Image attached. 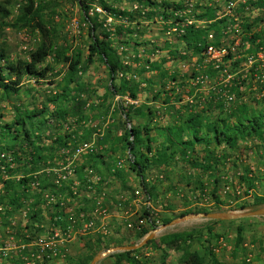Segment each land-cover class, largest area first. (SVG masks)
Instances as JSON below:
<instances>
[{"label": "trees", "instance_id": "1", "mask_svg": "<svg viewBox=\"0 0 264 264\" xmlns=\"http://www.w3.org/2000/svg\"><path fill=\"white\" fill-rule=\"evenodd\" d=\"M137 1L140 3L148 2V0ZM8 2V0H4L3 2L0 1V20L10 12L7 6ZM149 2L152 3L151 0H149ZM153 2L155 3V1ZM100 3L105 10L113 15V17L123 18L126 21L138 20L140 16L148 17L156 13V11L152 10L140 14L135 10H123L113 7L103 0H100ZM79 4L88 23L87 35L90 36L86 44L87 56L85 57V63L91 62L93 56H97L108 72V79L112 90L120 94L127 93L132 97L136 96V82L121 78V82L115 85L113 79L116 78L115 71L118 68H129V64H122L119 53L122 54L124 51L121 50V52H118V47L120 45L134 47L135 45L144 43V41H136L135 38L123 34L119 27L115 28V31L113 30L112 33L106 31L102 27L103 16L99 14L100 17L97 18L96 16H98V14L94 13L93 17L90 18V15L86 13L89 4L84 0H79ZM165 5L172 6L173 4L170 5L165 3ZM40 9L41 4H37L34 0H23L19 9V17L26 21L33 20V26L39 33L37 43L27 52L25 57L9 58L6 50L0 45V96L7 97L8 94L17 96L23 76L32 78L34 81L44 79L52 69L51 64L45 62V58L50 56L53 61L60 60L67 62L66 71L62 76L64 81L61 87L62 92L60 91L45 97L47 102L59 101L58 104H60V101L66 95L65 90L67 89L68 82L75 81L77 70L81 67V53L79 50H76L70 54H65L64 47L55 45L54 30L51 27L49 28L42 20ZM148 66L149 64L147 67ZM157 79L160 80V77ZM158 80H152L151 78L148 82L157 83ZM77 84L80 89L83 88L84 84L79 82H77ZM154 95L155 94H153V97ZM109 104L110 103H108V105ZM95 105L93 109H96L98 113L105 112L101 107H98V109L95 108ZM13 108L14 113L9 120L0 121V137L7 136L8 139L13 140L12 143L0 142V148L10 151L17 166L20 167L12 168L9 171L15 173L16 169L24 172H26V170L28 171V169H37L39 166H42V163H45V150L49 148L51 154L59 153V147L67 141L68 134L63 133L62 136H57L48 146H40L35 143V139L38 140L40 135H34L33 131L36 128L45 126L46 117L39 119L38 122L32 124L31 127L25 126L24 118L49 112L50 115L59 119L62 114H66L67 112L59 108L47 111L45 105H41L36 109H27L15 104ZM223 108L221 103L214 102L207 103L196 111L173 109V111L170 112L173 116H171L168 122L165 124H153L148 126L146 123L132 122V117H143L142 111L146 114L149 113L150 109L148 107H144L142 110L141 107L135 108L133 106L125 107L120 105L116 110L111 112L114 121H112L109 128L97 138V143L100 145L108 144V146H102L91 153H87L80 164V169L88 165L98 168L96 162H99L103 164L104 167L102 173L108 176L110 175L111 177L117 176L118 178H123L126 173L124 171L126 170L136 177V184L134 185L146 190L152 200H154L158 192L155 189V184L147 183L145 180V176L149 172L152 170L153 172L159 171L161 167L164 168V166H169L171 163L179 169L189 166L194 169L195 173L191 176H187L180 171L177 180L179 186L185 187L190 193H203L213 201L222 203L223 200L217 196V190L221 182L227 185V182L233 181V179H228V175L224 173L225 169L229 166L233 171L231 178H236L235 180L238 185L243 188L242 194L245 195L242 197L238 194L240 193L239 190H235L236 192L233 193V198L236 200L235 208L242 209L264 204V192L258 193L256 191L255 178L247 173L250 170L243 167V172L238 171L241 160L239 157L240 140L254 141L255 144L252 146L250 145V147H255L257 150L261 148L264 151V99L261 103L253 100L251 106H247L245 102H242L236 108ZM120 113H122L123 116ZM79 118L82 117L80 116ZM116 118L118 122L121 121L124 123L126 120H130L132 123L129 124L128 127L124 126L121 128L119 124H116ZM80 125L79 121H77L73 128L77 137L84 136L81 133L79 134V132H81L79 131L80 128L90 130L89 127ZM150 129H153L154 133L149 134ZM112 130H114V133ZM124 148L128 149L130 156L125 160L123 166L116 167L113 172H110L109 167L114 161L115 156L124 155ZM106 157L108 159L109 157L111 158L106 161ZM179 162L181 164L177 165ZM24 165L28 166V169H26ZM208 173L210 174L209 181H203L200 175ZM35 177L39 179V186L41 188L45 187L47 184L50 185V181L47 183L44 182L43 178L45 179V177L42 178L40 175H36ZM28 178L29 177L22 174L18 179H4L0 197L5 196L9 202L19 205L20 198L24 196L23 193L26 192L28 188ZM46 178L49 180L48 176ZM4 181L6 184H4ZM120 182L121 187L124 189H130L133 186L132 183L126 181ZM62 188L63 187H60V189ZM168 188L171 190L172 194H177L180 191L174 184L168 185ZM248 196L249 199L247 198ZM188 201L186 196H181V203L183 205H187ZM81 203L87 204L89 200L83 198ZM51 205L56 208L53 213L54 220H56L58 214H63V209L59 208L57 203H52ZM166 207L172 209V204L170 203ZM209 210L211 209L204 207H188L173 212L171 217H165L162 221L166 222L175 216L190 211ZM230 220L233 219H209L210 222ZM151 227L152 226L147 224L132 227V238H140ZM241 232L242 226L237 224L235 226L236 244L241 239ZM190 237L191 231L189 230L175 231L163 233L157 239L150 238L145 244L151 243L156 247L165 245L171 248H181L185 256V264H200L201 259L196 253L185 250L186 246L184 243L186 239ZM79 238L82 243L81 247L83 252L77 258L75 264H88L91 257L101 247L105 246L106 240H104V234L100 232L86 233L80 235ZM127 240L128 239H126L123 234H117V236L112 235L108 238V242L112 244H125ZM136 250L137 248L124 249L111 253L110 255L113 256L112 264H117L121 259L124 260L125 264H142L133 254ZM64 259L65 261L68 260L67 263L69 262L68 257ZM69 263L72 264V262ZM211 263L219 264V262L213 258V255L211 257ZM34 264H51V262L43 259ZM239 264H247V262L241 259Z\"/></svg>", "mask_w": 264, "mask_h": 264}, {"label": "built area", "instance_id": "2", "mask_svg": "<svg viewBox=\"0 0 264 264\" xmlns=\"http://www.w3.org/2000/svg\"><path fill=\"white\" fill-rule=\"evenodd\" d=\"M239 1L245 2V8H243L245 12L232 14L233 8ZM170 2L173 0H161L156 2L157 6L153 3L155 6L151 9L163 14H159L156 18L148 16L144 21L157 23L162 36L168 42L181 38L188 29L200 28L203 30V35L201 34L194 41L189 51V59L186 51L176 49L177 67L186 70L187 78L185 81L183 79L180 85L176 83V80L168 81L161 95H168L175 106L187 105L188 111H196L205 104L214 102L229 108L234 94L244 86L249 77L254 88L264 82V22H254V18L257 17L255 12L259 11L257 0H215L216 16L226 18L223 28L218 31V34L223 36L222 39H216L215 32L207 27L209 20L197 16L199 12L195 0H178L177 5H165V3L171 5ZM145 5L141 12L149 9ZM140 6L141 4L137 2L132 4V8ZM86 13L88 15L97 13L103 16L102 27L110 33L113 32L111 24L114 21L131 22L113 17L98 2H92ZM257 25L258 30L255 31ZM126 49L127 47L120 45L118 52L124 51L119 55L120 60L122 64H129V68H118L115 76L130 81L136 80L138 71L130 66V57L125 53ZM159 49L161 47L154 48L155 51ZM193 53L196 55L192 56ZM182 54L188 57L184 59L181 57ZM140 65L147 67L148 64L144 62ZM77 72L80 73V68ZM70 99L83 112L93 109L97 103L96 99L93 101L84 90L72 94ZM138 102L139 99L136 96L113 92L109 109L120 105L134 106ZM94 113L96 115L93 118H79L77 115H72L58 120L57 124L51 119L47 121L49 125H59L63 132L68 134V138L59 147L60 157L54 162L48 163V161L40 169L49 177L50 185L47 188H41L39 179L33 175L27 182L26 190L34 191L41 203L45 205L57 203L59 208L63 209V214L56 216L55 222L50 224V229L44 234L20 238L17 242H13L14 238L2 241L0 257L6 258L10 250L15 249L20 263L23 264L54 259L66 252L68 244L75 235L109 233L111 218H118L123 228L127 229L142 224L152 227L157 225L156 208L146 190L133 184L130 189L120 188L114 192L111 176L102 173L100 168L88 165L80 169L85 155L101 148L97 138L114 121L109 111L98 113L94 110ZM155 113L161 116L162 109L155 106ZM77 121L89 127L90 132L77 137L73 131ZM124 125L128 127L129 123L124 122ZM123 152L124 155L115 156L109 167L110 172H113L116 167L123 166L130 156L128 149L124 148ZM16 167L17 163L12 153L0 148V195L4 179H18L22 176L23 173L9 171ZM60 187L63 188L60 189ZM83 198L88 199L89 203H81ZM209 199L203 193H195L190 200L192 204L205 205L212 202ZM32 204L23 205L20 208L22 217L28 210L36 209L37 204ZM4 208V203L0 201V226Z\"/></svg>", "mask_w": 264, "mask_h": 264}, {"label": "rangeland", "instance_id": "3", "mask_svg": "<svg viewBox=\"0 0 264 264\" xmlns=\"http://www.w3.org/2000/svg\"><path fill=\"white\" fill-rule=\"evenodd\" d=\"M0 1L3 2L4 0ZM8 1L9 2L7 6L9 7L10 12L0 20V45H2L6 50L9 58L13 59L16 57H25L27 52L37 43L39 33L33 26V20L26 21L25 19H21L19 17V9L23 3V0ZM34 1L37 4H41L40 10L42 20L49 28L51 27L54 30L53 34L55 45L64 47L65 54H70L76 50H79L81 53L82 61L80 64L81 67H79L80 73H76L75 81L68 82L67 89L65 90L66 95L61 100V104L64 103L66 106H70V108L74 107L75 104L71 101L70 98H72V94L78 92L79 90H84L87 95L92 98L93 101L96 99V96L94 95H96L97 92H104V94H108V96L113 94L114 91L112 90V87L109 83L108 72L104 67L102 61L97 58V56H93L90 63H85V57L87 56L86 44L90 36L87 35L88 23L79 4V0ZM84 1H86L89 5L92 2H98L99 4H101L100 0ZM103 1L113 7H117L123 10H135L140 14L144 13L141 12V10L146 4L144 2L140 7L132 8L133 2H137L138 4L140 2H138L137 0ZM155 1L160 2L161 0ZM92 17L93 15H90V18ZM96 17L99 18V14ZM142 18L143 16H140L138 20H131V22L114 21L111 26L113 27L114 31L115 28L119 27L123 34L130 36L131 38H135V40H140L142 34L147 33V31L150 30V26L157 25V23L154 22H145L144 20H142ZM74 23L76 25H74ZM129 52L131 51L129 50V46H127L125 53L128 54ZM155 53L159 54V51ZM128 57H130V55ZM45 62L50 63L52 69L44 79L34 81L32 78L23 76L21 79V87L17 96L12 94H8L7 97L0 96V121L9 120V118L14 113L13 106L15 104L27 109H36L41 105H45L47 111H49L47 107L49 106V104L45 100V97L47 95H52L60 91L62 92L61 87L64 84L62 76L66 71L67 62L60 60L53 61L50 56H47L45 58ZM173 62L175 61H172L171 64H173ZM172 67L174 66L172 65ZM121 80V78L116 77L113 79V82L115 83V85H118ZM77 82L84 84V87L80 89ZM253 86L254 85L252 84L251 77H249L244 83V86L234 94L233 101L229 105V108H236L242 102H245L247 106H251V104H253V100H256L258 103L263 102L264 82L261 85H257L255 88ZM91 89L94 91H91ZM138 96L141 95L138 94ZM46 113L47 112H44L43 114L24 118L25 126L31 127L32 124H36L38 120L42 119L43 115ZM118 124L121 128L125 126L121 121H119ZM54 126L59 127V125L56 124H54ZM42 128L45 131L48 127L43 126ZM12 141L13 140L8 139L7 136L0 137L1 143H12ZM254 144L255 142L251 140L239 141V157L241 160L238 171L243 172V167L248 168L250 171L247 173L251 174L255 178L256 191L258 193H261L264 192V151L261 148H259L260 150H257L255 147H250V145L252 146ZM96 163L99 164V162ZM180 171L187 176H191L194 169L187 166L182 167ZM232 172L233 171L229 166L225 169L224 173L228 175L227 178L231 180L233 179V181L227 182V185L221 182L217 190V196L218 198L223 200L222 203H217L210 198L212 202L205 205L192 204L190 199L193 193L191 192V194L190 191H187L185 187H182L181 191H179L181 192L180 194L186 196L189 200L188 205H183L181 203V197L177 194H172L169 191V183H166L163 175L160 177H153L156 186H159V192L161 193V195L159 196L160 198L157 196L156 199L152 200L154 202V206L157 208L156 217L158 219V223L157 225L149 229H155L151 238L157 239L163 233L183 230L191 231V237L186 239L184 243L186 246L185 250L196 253L201 259L200 264H212V255L213 258H215L219 262V264H234V262L238 263L240 258H242L249 264L252 259L254 260L258 256L264 258V214L241 216L232 218L233 220L230 221L216 222H210L209 219L204 218H186L182 217V215H179L173 217L175 219H173L167 225L161 227V225L165 223L162 221L163 218L171 217L173 212L180 211L188 207L195 206L209 208L211 210L222 209L232 211H241L245 209L255 208H235L236 200H234L233 198V193L236 192L235 190H239L240 193L238 194L242 197L245 195L242 194L243 188L238 185L235 180L236 178H231ZM171 179L175 182L176 185L178 179ZM231 183L234 185H232ZM132 184H136V179L132 182ZM111 186L114 192L122 188L121 185L116 182H113ZM162 190L165 193H163ZM161 197H163L164 200L161 199ZM247 198L249 199V196ZM168 203L172 204V210L164 207ZM237 224L242 226V232L241 239L236 244L235 226ZM109 225L110 232L104 235V240H106L104 244L105 246L101 247L96 253L101 252L106 248L115 247L117 245L137 244L142 237L141 236L137 239L132 238V229L123 228L122 222L118 218H111ZM117 234H123L126 239H128L127 243L112 244L108 242V238H110V236H117ZM80 242L81 240L79 238V235H75L68 244L66 252L55 259V261H57V264H68L69 262L75 264L77 258L83 252ZM135 248H137V250L133 252V254L135 255V258L141 261L142 264H185V256L181 248H171L166 247L165 245L156 247L151 243L145 244V242ZM120 250L124 249L112 248L105 251V253L101 255L93 264H112L113 256H111L110 254ZM247 256L249 257V259H245ZM65 257H68V263V260L65 261ZM117 264H125V262L121 259ZM257 264H264V262Z\"/></svg>", "mask_w": 264, "mask_h": 264}, {"label": "crops", "instance_id": "4", "mask_svg": "<svg viewBox=\"0 0 264 264\" xmlns=\"http://www.w3.org/2000/svg\"><path fill=\"white\" fill-rule=\"evenodd\" d=\"M152 3L146 1V7H148L149 9L146 10L144 13L150 12L152 11L151 7L155 6L153 5V1L155 0H151ZM177 1L178 0H173V2H170L171 4H175L177 5ZM196 1V8L197 11L199 12L197 14V16L199 18L205 17L204 19L209 20L207 27L212 29L215 32V36L216 39H222L223 36H220L218 34V31L221 30L224 26V23L226 22V18H218L215 14V10L217 9V6L215 5V0H195ZM258 3V12H255V14L257 15L256 18H254V22H261L263 23L264 20V1L263 0H257ZM142 5V3H140ZM156 4V2H155ZM168 4V3H167ZM157 6V4H156ZM243 8H245V2L239 1L237 2V5L233 8V12L232 14H235L234 12H239V13H243L245 11H243ZM156 11V13H154L153 17L156 18V16H158L159 14H163L160 13L158 10H153ZM240 16V14H238ZM243 15V14H242ZM145 18L148 17H143L142 20H144ZM155 23V22H154ZM150 26V25H149ZM243 26V25H242ZM150 30L147 31V33H143L142 37L140 38V40H136V41H144V43L139 44V45H135L134 47L129 46V50L131 52L128 53V55H130V66L135 68L138 71V76L136 80H132L133 82H136L137 84V93H136V97H138L139 102L134 105L133 107L137 108V107H141L142 110L144 109V107H148L150 109L149 113H144V111H142V115L143 117H132V122H139V123H146L148 126H151L153 124H165L166 122H168V120L171 118L170 112L173 111V109L176 110H187V105H180V106H175L171 99L169 98L168 95L163 94L161 95V91H165L166 85L168 83V81L170 80H176L177 84H182L183 83V79L185 81V79L187 78V72L186 70L180 69L177 66V61H176V52H177V48L186 51V55H189V51L190 48L192 47L194 41L199 38L202 34V29L200 28H194V29H190L188 30L184 36H182L179 39H174L170 42H168L167 40H165V38L162 36L161 31H160V26L159 25H155V26H150ZM258 27V25L255 27V31H257L258 29H256ZM203 35V34H202ZM157 47H161V49H159V54L155 53L158 51H155L154 48ZM134 55V56H133ZM192 56H195L196 54L193 53L191 54ZM133 56V59H132ZM173 58H172V57ZM170 57V58H168ZM182 58H187L188 56H185V54H182L181 56ZM135 58V59H134ZM190 58V55L188 57V59ZM172 61L173 64H171ZM147 63L149 64L148 67H143L140 64L141 63ZM90 63V62H89ZM172 65L174 67H172ZM160 77V80H158L157 78ZM174 77V78H173ZM152 80H158L157 83H151L148 82L149 79ZM180 81V83L178 82ZM84 87V85H83ZM90 90V89H89ZM88 90V91H89ZM91 91H94L91 89ZM138 94H140L141 96H138ZM153 94L154 97H153ZM96 105L95 108L98 109V107L103 108L104 111H109V112H113L114 110H116V108L118 107H113L112 109H109V105L108 103L111 102V95H105L104 92H97L96 95ZM69 97V96H68ZM49 104L48 109L52 110L54 108H59V109H64L66 110V114H62L61 118H56L52 115L49 114V112H47L46 114L43 115V117H46V123L45 126L48 127L47 130H43V128H36L33 131L34 135H40L39 139H35V143L40 145V146H48L49 143L56 139L57 136H62V134L64 133L63 130L60 127L54 126V124L51 126L49 125V123L47 122L48 120H53V123L58 122V120H62L68 116H72V115H77L78 117H82V118H93L95 117V113L94 110L96 109H91L89 111L83 112L82 110H80V107L78 105H74V107L70 108V106H66L64 103L60 104L59 101H52V102H47ZM100 104V105H98ZM155 106H159L162 109V115L158 116L155 113ZM52 107V108H51ZM69 107V108H68ZM83 112V113H82ZM65 113V112H64ZM122 115V113H120ZM123 116V115H122ZM121 116V117H122ZM123 118V117H122ZM137 119V121H136ZM116 124H118V119L116 118ZM127 123L131 124L132 122L130 120H126ZM44 126V127H45ZM81 126V125H80ZM43 130V132H42ZM116 130V129H114ZM114 130L113 133H114ZM79 134H88L90 132V130L88 129H79ZM154 133L153 129H150L149 134ZM37 135V136H38ZM105 147L108 146V144H101V147ZM198 147V146H196ZM225 147V146H224ZM260 150V149H259ZM50 149L47 148L45 150L46 153V159H44L45 163H40L42 166H39L37 169H28V166L24 165V167L26 169H28V171L26 170V172L24 171H19L18 169H16V172H19L20 174L23 173L25 176L29 177V179H31V177L33 175H40L42 178L45 177V179L43 178L44 182L47 183L49 182L47 175L43 172L40 171V169L46 165V163H51L56 161L60 156L59 153H54L51 154L50 153ZM112 157V156H111ZM109 157V159L111 158ZM107 157L105 158V160H109ZM173 163H171L169 166H164L160 168L159 171H154L153 170L151 172H149L146 176H145V180L147 181V183H153L155 184V181L153 180V177H160L163 175V177L166 180V183L168 185H175V182L172 181L171 178H173L174 180L178 179V174L180 172L181 169H179L178 167L172 165ZM181 163L179 162L180 165ZM96 166L98 168H100L101 170H104L103 164L96 163ZM186 167V166H185ZM16 168H20V167H16ZM126 172L124 174V177H120L118 178L117 176L115 177H111L112 178V182H116L118 184L121 185L120 181H126L128 183H132L133 181H135L136 177L127 172L126 170L124 171ZM195 173V171H193V174ZM192 174V175H193ZM224 177V176H223ZM200 178L203 181H209L210 179V174H201ZM122 179V180H121ZM27 180V181H28ZM6 181V180H5ZM4 181V184H6V182ZM173 182V183H172ZM172 183V184H170ZM49 185H45V188H47ZM178 189H180L182 186H179L178 181L177 184L175 185ZM155 189L158 192V197L161 195V193L159 192V186H156L155 184ZM171 192V190H169ZM163 193H165L162 190ZM177 193V192H176ZM181 192L177 193V195H179L180 197L182 196V194H180ZM23 197L20 198V204L16 205V203H11L8 201V199L4 196V197H0V201L4 203L5 208H4V213L1 215V226H0V243L2 241H6L9 238H14L13 242H17L18 239L20 238H24V237H32V236H36V234H44L46 233L49 229H50V224L54 223V216L53 213L55 212L56 208L53 205H45L43 203H41L39 197L37 196V194L34 191L31 190H26V192L23 193ZM157 198V197H156ZM155 198V199H156ZM160 198V197H159ZM161 199L164 200L163 197H161ZM34 203L37 204V207L35 210H28L26 212L25 216H21L19 210L23 205H27V204H32ZM164 203V202H163ZM170 204V203H168ZM168 204L166 206H168ZM33 205V204H32ZM188 205V204H187ZM153 206H154V202H153ZM164 206V207H166ZM155 207V206H154ZM156 208V207H155ZM167 208V207H166ZM157 209V208H156ZM159 210V208H158ZM172 210V209H170ZM81 243V242H80ZM82 244V243H81ZM242 258H240L241 260ZM240 260L238 261V263L234 262V264H239ZM49 262H51V264H57V261H55V259H51L49 260ZM264 262V258H262L261 256L256 257V259H252L250 263H263ZM249 263V264H250ZM0 264H21L20 260H19V255L18 253L15 252V249L10 250L8 256L5 258L0 257ZM248 264V263H247Z\"/></svg>", "mask_w": 264, "mask_h": 264}, {"label": "water", "instance_id": "5", "mask_svg": "<svg viewBox=\"0 0 264 264\" xmlns=\"http://www.w3.org/2000/svg\"><path fill=\"white\" fill-rule=\"evenodd\" d=\"M264 214V204L258 205L255 208L251 209H245L241 211H232V210H209V211H191L188 213L182 214V217L186 218H204V219H232L237 218L241 216H248V215H260ZM173 219L169 220L168 222H165L161 225V227L167 225L170 223ZM155 229L149 230L147 233L144 234L139 240L137 244H129V245H117L112 248H123V249H129V248H135L138 245L144 243L147 241V239L151 238ZM112 248H106L105 250L98 252L94 254L88 264H93L101 255L105 253V251L112 249Z\"/></svg>", "mask_w": 264, "mask_h": 264}]
</instances>
